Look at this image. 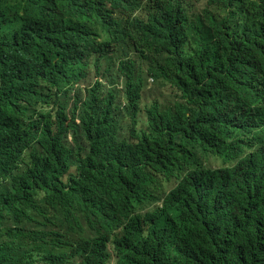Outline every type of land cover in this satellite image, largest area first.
<instances>
[{"label": "trees", "instance_id": "1", "mask_svg": "<svg viewBox=\"0 0 264 264\" xmlns=\"http://www.w3.org/2000/svg\"><path fill=\"white\" fill-rule=\"evenodd\" d=\"M223 1L0 0V264H264V0ZM91 71L127 107L98 82L65 122Z\"/></svg>", "mask_w": 264, "mask_h": 264}, {"label": "clouds", "instance_id": "2", "mask_svg": "<svg viewBox=\"0 0 264 264\" xmlns=\"http://www.w3.org/2000/svg\"><path fill=\"white\" fill-rule=\"evenodd\" d=\"M181 4L184 7H191V11L188 13L187 18L189 19L190 17H198V18H204L205 15V10L206 8L210 9V7L207 6V0H180ZM255 0H225L223 2H220L219 6L220 7V17H226L227 22L230 25H233L237 19H238V14L243 8H252V5L255 4ZM197 6V7H196ZM195 7V8H193ZM130 54H138L137 52L133 50L128 51ZM155 80L152 76H148L147 80ZM65 80V79H64ZM146 80V82H147ZM101 83V85H105L107 89H115L118 94V105L123 107H127V99H126V90L124 86V77L120 78L114 83H109L105 78H103L100 75H95L92 71L85 77L77 80L71 81L68 85L64 87L67 92V98H64L61 100L62 105L64 106V113L65 116H67V119L65 122H68L71 117V113L74 110V123L79 124L80 123V118H79V112L82 107V103L80 102L75 103V98L76 95L78 94L81 98V100H84L87 96L88 93L91 89V87L95 83ZM155 82L158 84V87L162 93L165 94V98L161 100V97L153 100H157L159 104L166 105L174 100L172 99V96L169 94V91L165 90L161 84L158 83V81L155 80ZM145 86L142 90V96H141V106H144L146 103L152 101L151 99L146 98L145 96ZM146 99V100H145ZM85 101V100H84ZM77 104V105H76ZM78 106V107H77ZM38 109L42 110L45 113H50V120L53 124L57 122V109L58 106L56 104H50L49 106H43V107H38ZM18 118H24L22 115L17 114ZM33 121L36 122L38 121V118L36 115L33 116ZM29 121V120H27ZM30 122V123H32ZM126 122H128L126 120ZM120 130L123 128H119ZM67 140L71 142V137L70 135H67ZM29 150H26L24 152V155L21 159V162L19 164L18 168H21L29 161ZM16 172H19V169H16ZM172 187L171 185L168 186L167 190ZM160 202V200H158ZM114 237V236H113ZM101 254H109V263L108 264H116L117 261V253L119 252L117 248L114 247V239L110 237V239L107 242H104L102 244Z\"/></svg>", "mask_w": 264, "mask_h": 264}, {"label": "rangeland", "instance_id": "3", "mask_svg": "<svg viewBox=\"0 0 264 264\" xmlns=\"http://www.w3.org/2000/svg\"><path fill=\"white\" fill-rule=\"evenodd\" d=\"M249 9H251V7H249ZM144 93H145L146 98L151 99V100L157 99L159 97H161V100L165 98V94L160 91L158 84L155 82V80H151V79L147 80ZM169 185L170 184L168 183V186ZM162 188L165 189V186H163ZM157 194L160 197L161 195L160 190L157 191ZM121 233H122V230H118L116 235H120Z\"/></svg>", "mask_w": 264, "mask_h": 264}]
</instances>
